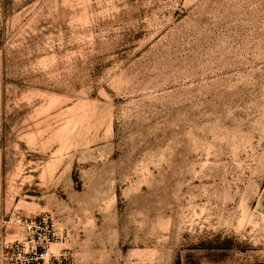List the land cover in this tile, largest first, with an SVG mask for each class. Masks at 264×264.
<instances>
[{
	"label": "rangeland",
	"instance_id": "374dc122",
	"mask_svg": "<svg viewBox=\"0 0 264 264\" xmlns=\"http://www.w3.org/2000/svg\"><path fill=\"white\" fill-rule=\"evenodd\" d=\"M263 183L264 0H0V264H258Z\"/></svg>",
	"mask_w": 264,
	"mask_h": 264
},
{
	"label": "built area",
	"instance_id": "2783aa9c",
	"mask_svg": "<svg viewBox=\"0 0 264 264\" xmlns=\"http://www.w3.org/2000/svg\"><path fill=\"white\" fill-rule=\"evenodd\" d=\"M15 223L26 236L23 244V254L27 256L26 264H68V258L63 251L52 252L51 245L58 237L49 229L45 219L38 216L32 219H17Z\"/></svg>",
	"mask_w": 264,
	"mask_h": 264
},
{
	"label": "crops",
	"instance_id": "0c3cea01",
	"mask_svg": "<svg viewBox=\"0 0 264 264\" xmlns=\"http://www.w3.org/2000/svg\"><path fill=\"white\" fill-rule=\"evenodd\" d=\"M255 211L258 215L264 218V183L261 186L256 199H255V204H254ZM223 252L228 253L231 255L233 253L231 250H224ZM235 254V253H234ZM216 264V263H212ZM218 264H254V263H245V261L240 260L239 262H230V261H222ZM258 264H264V262L258 263Z\"/></svg>",
	"mask_w": 264,
	"mask_h": 264
}]
</instances>
